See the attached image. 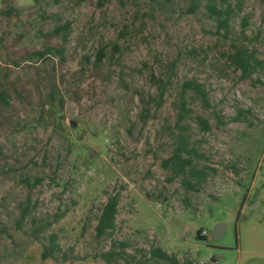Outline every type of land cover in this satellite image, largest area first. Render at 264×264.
I'll use <instances>...</instances> for the list:
<instances>
[{"label": "rangeland", "instance_id": "374dc122", "mask_svg": "<svg viewBox=\"0 0 264 264\" xmlns=\"http://www.w3.org/2000/svg\"><path fill=\"white\" fill-rule=\"evenodd\" d=\"M205 3L0 0V264H169L154 246L184 264H264V0H216L226 31ZM241 48L261 62L247 74L230 58ZM185 79L209 106L187 89L180 120ZM180 130L207 173L193 187L165 161ZM113 193L115 229L96 238ZM49 233L60 251L41 258ZM112 237L129 246L106 263Z\"/></svg>", "mask_w": 264, "mask_h": 264}, {"label": "trees", "instance_id": "16d2710c", "mask_svg": "<svg viewBox=\"0 0 264 264\" xmlns=\"http://www.w3.org/2000/svg\"><path fill=\"white\" fill-rule=\"evenodd\" d=\"M205 5L207 7V10L209 11L210 16H212L216 20L217 29H224V31H226L228 26L230 7H228V5H226L225 7H217L216 0H206ZM100 58L101 53L97 55V59ZM230 58L234 66L241 70L242 74H247L253 71L257 66L261 64V62L257 58H255L253 51L246 50L245 48L237 50ZM152 78L155 80L158 89L157 104H160V99L163 90L165 89V82L160 80L159 78H154L153 75ZM187 89H191L192 91H194L199 96L201 103L205 107L209 106L208 96L204 85L195 79H185L181 82L180 88V113L178 115L180 120L188 111V109L185 107V100L183 99V93ZM5 98L6 96L4 94H0V101L5 102ZM197 120L202 129L205 130L209 128L206 120L201 117H198ZM192 156L202 157V154L198 153L196 148L189 145L188 136L185 133H182L180 130L177 133L173 150L171 154L165 159V161L171 164L176 173L183 175L184 181L190 187H193L194 183H200L201 181H203L207 175L206 171L203 168H198L191 164ZM35 182H39V179H37ZM117 204L118 193H113L107 196L105 202L100 208V212L94 225V236L96 238L110 236L114 231L116 226L115 216L117 213ZM27 212V209L24 207L20 212V218L23 219L24 216L27 215ZM63 212L64 211L55 213L53 215L52 221H55L57 218L62 216ZM33 222L35 223V221ZM47 224H50V222H47ZM42 228L43 227L41 225H37L34 227V230L36 232H39ZM128 246L129 245L127 241L112 237L110 239V248L105 251L99 252L98 256L104 262L109 263L112 260H116L117 258H123V256L126 254L125 248H127ZM54 251H60V247L56 242V235L54 233H49L47 236V243L42 245L40 256L41 258L53 256ZM148 252L150 258L159 260L161 259L162 261L169 264H184L178 263L173 255L167 254L165 251L160 249V247H150ZM62 257L64 258V260L68 259L66 253H62ZM125 264L129 263L126 261Z\"/></svg>", "mask_w": 264, "mask_h": 264}, {"label": "water", "instance_id": "95a60500", "mask_svg": "<svg viewBox=\"0 0 264 264\" xmlns=\"http://www.w3.org/2000/svg\"><path fill=\"white\" fill-rule=\"evenodd\" d=\"M223 228H224V223L222 222H218L214 225L213 232H212V238L214 240H218L222 237Z\"/></svg>", "mask_w": 264, "mask_h": 264}]
</instances>
